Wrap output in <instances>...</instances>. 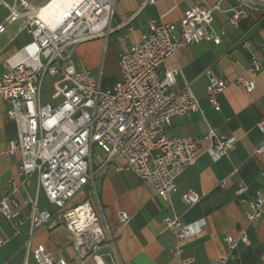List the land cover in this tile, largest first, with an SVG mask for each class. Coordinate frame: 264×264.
<instances>
[{
	"label": "built area",
	"instance_id": "obj_1",
	"mask_svg": "<svg viewBox=\"0 0 264 264\" xmlns=\"http://www.w3.org/2000/svg\"><path fill=\"white\" fill-rule=\"evenodd\" d=\"M33 1L13 0L0 23L3 33L8 24L24 18L23 28L32 37L5 59V71L0 76V97L9 103L6 114L16 126V138L7 142L4 154L19 153L21 176L19 184H13L0 197V214L16 225L28 223L32 231L63 225L77 264L87 257L97 261L104 245L114 255V238L103 224L93 192L95 176L113 162L118 171L134 172L167 202L170 213L164 221L176 240L171 252L178 257V264H192L193 257L181 256L178 242L198 227L182 221L172 208L171 197L178 190L180 175L196 163L202 138L176 135L170 127L174 118L200 111V107L188 81L180 88L174 87L180 68L161 67L180 47L221 42L225 30H216L212 25L216 11L228 12L230 25L237 27L251 10L264 7V0H231L226 8L222 7L225 0H213L210 5L207 0H200L183 11L178 24L151 19L147 31L118 54L120 76L110 85L104 84L101 75H95L89 67L77 66L72 52L80 43L106 38L113 31L110 23L115 0H48L40 6ZM139 1L140 9L155 2ZM52 2V7L44 11ZM133 18L130 16L123 25ZM240 45L247 47L248 41L243 40ZM262 69L264 44L234 82L250 92ZM206 73V97L218 110L217 94L231 81L211 69ZM46 75L54 78L51 103L42 101ZM258 126L263 129L262 123ZM203 139L211 142L208 154L213 161L227 156L236 142L235 136L219 135L214 129H209ZM95 146L104 150L103 156L95 151ZM254 152L264 153V144L257 145ZM93 156L98 158L94 162ZM29 187H33V196L28 193ZM85 187H89L88 195L75 201ZM20 188L27 189L22 199L15 196ZM246 189L240 182L237 194L241 202L248 204L245 217L252 223L262 215L264 188L257 189L249 199L242 196ZM40 194L52 209L38 206ZM180 198L190 207L198 202L200 194L187 189ZM23 208L27 209L25 215ZM117 216L116 229H120L130 215L118 211ZM239 242L249 244L245 230L237 236L225 235L224 255L212 264H228L236 259ZM32 256L37 264H68L42 244L32 250Z\"/></svg>",
	"mask_w": 264,
	"mask_h": 264
},
{
	"label": "crops",
	"instance_id": "obj_2",
	"mask_svg": "<svg viewBox=\"0 0 264 264\" xmlns=\"http://www.w3.org/2000/svg\"><path fill=\"white\" fill-rule=\"evenodd\" d=\"M47 1L34 0L33 4L40 6ZM12 2H0L3 6L0 23L8 14V6ZM231 2L225 0L222 7L226 8ZM198 3L200 0H155L140 9L139 0H115L110 23L113 31L110 34L121 33L123 44L119 49L106 48L101 59V40L94 47L84 45L86 41L82 42L73 50L82 54L79 66L85 65L92 72L99 69L105 84L110 85L120 76L118 54L147 31L151 19L178 24L183 11ZM206 3L210 5L213 0ZM132 15L133 20L123 25ZM228 18V12L214 13L213 27L225 30L219 44L199 42L180 47L165 59L161 67V70L175 66L180 68L174 87L180 88L184 81H188L200 107V111L174 118L170 127L176 135L202 138L196 163L180 175L178 190L171 197L172 208L182 221L198 227L178 242L181 256L193 257L192 264H212L224 255V236H237L242 230L246 231L249 244L239 242L237 257L228 264H264V202L261 217L248 223L245 217L248 204L241 202L237 194L240 182L247 187L242 194L246 199L257 189L264 188V153L254 152L257 145L264 144V69L257 73L255 86L250 92L234 82L264 44V7L251 10L237 27L230 25ZM24 24V18L16 19L0 33V76L5 71V59L32 38L24 30ZM243 40L248 41L247 47L240 45ZM72 59L78 66L77 60ZM208 69L231 81L224 91L217 94L218 110L210 105L206 97ZM8 108L9 103L0 97V197L21 180L19 153L11 156L4 154L7 142L16 138L15 123L6 114ZM259 123H262L263 129L258 126ZM209 129H214L219 135L236 137L234 148L216 161L208 154L211 142L203 139ZM116 160L120 162V159ZM187 189L200 194L198 202L190 207L184 205L180 198V194ZM93 192L103 224L114 238L115 254L111 255L109 247L104 245L97 261L87 257L81 264H178V257L171 252L176 240L164 221L170 207L134 172L118 171L113 162L108 163L95 176ZM28 193L33 196V187L28 188ZM88 193L89 187H85L75 201H82ZM26 194L27 189L20 188L15 196L22 199ZM38 206L52 209L42 194L38 197ZM118 211L130 215L128 223L120 229H116ZM25 214L27 209L23 208L22 215ZM0 240V264H37L32 250L39 244L55 256L64 258L68 264L78 263L70 246L69 234L61 224L32 231L28 223L16 225L0 214Z\"/></svg>",
	"mask_w": 264,
	"mask_h": 264
},
{
	"label": "rangeland",
	"instance_id": "obj_3",
	"mask_svg": "<svg viewBox=\"0 0 264 264\" xmlns=\"http://www.w3.org/2000/svg\"><path fill=\"white\" fill-rule=\"evenodd\" d=\"M3 11V6L0 5V14L2 13ZM101 40V43H102V48H101V59L103 58V54L105 53L106 51V48H115V49H119L121 47V45L123 44V37L121 35V33H112L109 35V37L105 38V37H98V38H95V39H91L89 41H86L84 43V45H87V46H95L98 41ZM81 56L82 54L80 53V51L76 50L73 52L72 54V58L76 59L77 60V64L78 66L81 64L80 62V59H81ZM93 72L95 73V75H99V69H94ZM54 78L50 75H46L43 79V83H42V101L43 102H50L51 103V100H50V95L52 93V82H53ZM105 80V79H104ZM95 151L98 152L99 155L103 156V153H104V150L99 147V146H95L94 147ZM98 158H95V156H93L92 160L93 162L96 161ZM88 194H86L87 196Z\"/></svg>",
	"mask_w": 264,
	"mask_h": 264
},
{
	"label": "bare ground",
	"instance_id": "obj_4",
	"mask_svg": "<svg viewBox=\"0 0 264 264\" xmlns=\"http://www.w3.org/2000/svg\"><path fill=\"white\" fill-rule=\"evenodd\" d=\"M54 2H52L51 4H49V5H47V7H45L44 8V11H47L48 9H50L51 7H52V4H53Z\"/></svg>",
	"mask_w": 264,
	"mask_h": 264
},
{
	"label": "trees",
	"instance_id": "obj_5",
	"mask_svg": "<svg viewBox=\"0 0 264 264\" xmlns=\"http://www.w3.org/2000/svg\"><path fill=\"white\" fill-rule=\"evenodd\" d=\"M104 82V81H103ZM104 84H105V82H104Z\"/></svg>",
	"mask_w": 264,
	"mask_h": 264
}]
</instances>
